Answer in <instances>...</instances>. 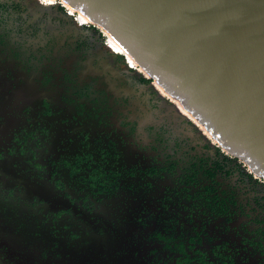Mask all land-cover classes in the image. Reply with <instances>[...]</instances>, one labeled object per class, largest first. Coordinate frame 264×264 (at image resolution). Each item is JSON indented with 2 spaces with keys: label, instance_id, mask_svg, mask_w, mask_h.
I'll return each mask as SVG.
<instances>
[{
  "label": "flooded vegetation",
  "instance_id": "1",
  "mask_svg": "<svg viewBox=\"0 0 264 264\" xmlns=\"http://www.w3.org/2000/svg\"><path fill=\"white\" fill-rule=\"evenodd\" d=\"M51 2L0 0V264H264V190Z\"/></svg>",
  "mask_w": 264,
  "mask_h": 264
},
{
  "label": "water",
  "instance_id": "2",
  "mask_svg": "<svg viewBox=\"0 0 264 264\" xmlns=\"http://www.w3.org/2000/svg\"><path fill=\"white\" fill-rule=\"evenodd\" d=\"M40 1V0H38ZM264 190V0H52Z\"/></svg>",
  "mask_w": 264,
  "mask_h": 264
},
{
  "label": "rangeland",
  "instance_id": "3",
  "mask_svg": "<svg viewBox=\"0 0 264 264\" xmlns=\"http://www.w3.org/2000/svg\"><path fill=\"white\" fill-rule=\"evenodd\" d=\"M229 183H230V181L228 180V181H225V180H222V181H220L219 182V191L220 192H224L225 190H226V187L229 185ZM237 202L239 203V205L240 206H245V205H247L248 207L250 206V205H248L249 203H246V199H248V195H244L243 193H239V194H237ZM247 202H249V201H247ZM246 211H247V213H248V215H249V217L250 218H253V211H252V209H248V208H246ZM235 221H240L241 223L243 222H245L246 224V228H247V230H248V232H249V234H250V238L251 239H255V237H254V235H253V230H254V225H253V220H248V221H245L243 218H240L239 219V217H237L236 218V220ZM189 226L188 225H186L185 226V238H186V240L189 238V233H190V230H189ZM247 237V236H246Z\"/></svg>",
  "mask_w": 264,
  "mask_h": 264
},
{
  "label": "trees",
  "instance_id": "4",
  "mask_svg": "<svg viewBox=\"0 0 264 264\" xmlns=\"http://www.w3.org/2000/svg\"><path fill=\"white\" fill-rule=\"evenodd\" d=\"M143 81H145V82H148V81H146L145 79H143ZM218 154V153H217ZM219 155V154H218ZM220 156V155H219ZM221 157V156H220ZM222 158V157H221ZM223 159V158H222ZM225 160V159H224ZM239 169V168H238ZM240 170V169H239ZM241 171V170H240ZM258 184V183H257Z\"/></svg>",
  "mask_w": 264,
  "mask_h": 264
},
{
  "label": "snow or ice",
  "instance_id": "5",
  "mask_svg": "<svg viewBox=\"0 0 264 264\" xmlns=\"http://www.w3.org/2000/svg\"><path fill=\"white\" fill-rule=\"evenodd\" d=\"M48 2H50V0H45V3H48Z\"/></svg>",
  "mask_w": 264,
  "mask_h": 264
},
{
  "label": "clouds",
  "instance_id": "6",
  "mask_svg": "<svg viewBox=\"0 0 264 264\" xmlns=\"http://www.w3.org/2000/svg\"><path fill=\"white\" fill-rule=\"evenodd\" d=\"M43 2H45V0H43Z\"/></svg>",
  "mask_w": 264,
  "mask_h": 264
},
{
  "label": "bare ground",
  "instance_id": "7",
  "mask_svg": "<svg viewBox=\"0 0 264 264\" xmlns=\"http://www.w3.org/2000/svg\"><path fill=\"white\" fill-rule=\"evenodd\" d=\"M52 1V0H51Z\"/></svg>",
  "mask_w": 264,
  "mask_h": 264
}]
</instances>
